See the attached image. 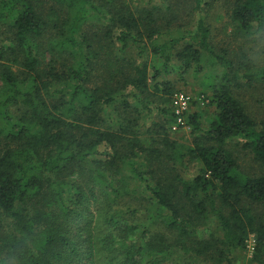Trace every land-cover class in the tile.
Returning a JSON list of instances; mask_svg holds the SVG:
<instances>
[{
  "label": "trees",
  "instance_id": "trees-1",
  "mask_svg": "<svg viewBox=\"0 0 264 264\" xmlns=\"http://www.w3.org/2000/svg\"><path fill=\"white\" fill-rule=\"evenodd\" d=\"M159 1L0 0V264H235L250 236L264 264V119L233 91L264 65L233 70L213 51L203 0L193 26ZM230 17L257 33L264 0H237ZM204 59L220 74L188 103L212 111L205 127L181 113L184 146L168 136L169 77L195 78ZM232 141L258 175L240 170Z\"/></svg>",
  "mask_w": 264,
  "mask_h": 264
},
{
  "label": "rangeland",
  "instance_id": "rangeland-1",
  "mask_svg": "<svg viewBox=\"0 0 264 264\" xmlns=\"http://www.w3.org/2000/svg\"><path fill=\"white\" fill-rule=\"evenodd\" d=\"M131 1L134 4L133 6L140 8H150L151 6L160 5L159 0H127ZM207 5L204 8V21L205 24L209 26L210 29V40L213 51L217 55H222L233 67L236 69L239 63L243 62L242 60H249L254 69L260 70L264 65V28L257 33L245 34L240 32L236 26L231 21L230 13L234 3L237 0H203ZM193 0H168L170 10L167 12L166 16L169 20H172L174 17L178 19V22L185 25H192L195 23L196 16L191 11ZM129 3V2H128ZM130 4V3H129ZM165 14V12L163 11ZM173 14V15H172ZM149 68H159L160 63L153 58H147ZM243 62V63H244ZM208 59L203 60V72L193 78L190 74H186L184 81H179V77H169L172 83L175 85L178 94H183L191 100L197 99L199 96L198 91L201 90L202 80L214 74H220V70L217 66L210 67ZM212 69V70H211ZM245 70V69H243ZM245 72V71H244ZM241 83V82H240ZM242 85L244 83H241ZM235 96L242 103L245 108L246 113L253 118L255 121L260 122L264 119V78L253 81L251 85L244 84L240 89L234 90ZM175 94V93H174ZM177 94V93H176ZM175 94V95H176ZM174 95V96H175ZM170 106V105H169ZM173 111L175 112V107ZM186 111V112H185ZM211 108L207 107L204 103L198 102L195 105L188 103L186 109L183 111L185 115L192 113H197L199 115L200 125L202 127L206 126V122L211 113ZM182 121L185 124L184 127L180 129H173V124H169L168 136L174 140L176 143L189 146L191 141L190 127L187 126V118ZM227 148L233 153L237 163L239 164L240 170L249 176L258 175L263 169L257 165L253 160L252 154L248 151L241 149V145L236 142H229ZM189 169L188 174H191L192 166L188 164L186 172ZM90 210L93 212L94 205H91ZM203 236V234H202ZM252 247L253 239L252 236L246 241V248L244 251L237 257L235 264H256L252 261Z\"/></svg>",
  "mask_w": 264,
  "mask_h": 264
},
{
  "label": "built area",
  "instance_id": "built-area-1",
  "mask_svg": "<svg viewBox=\"0 0 264 264\" xmlns=\"http://www.w3.org/2000/svg\"><path fill=\"white\" fill-rule=\"evenodd\" d=\"M188 98L184 96L183 94H176L173 99V105L175 107V114L178 115V118L176 119V125L183 124L181 113L186 109ZM176 125L173 126V129L176 128Z\"/></svg>",
  "mask_w": 264,
  "mask_h": 264
}]
</instances>
